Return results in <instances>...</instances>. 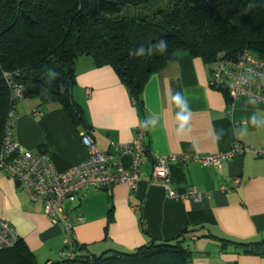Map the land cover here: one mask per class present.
Here are the masks:
<instances>
[{"label":"crops","instance_id":"obj_1","mask_svg":"<svg viewBox=\"0 0 264 264\" xmlns=\"http://www.w3.org/2000/svg\"><path fill=\"white\" fill-rule=\"evenodd\" d=\"M214 67L182 53L150 77L141 95L143 114L113 67H97L87 57L78 60L72 94L98 148L115 159L112 143L133 141L145 120L148 149L136 189L126 183L110 191L89 187L65 200L83 253L131 252L152 241L185 237L190 264H264V252H245L239 245L264 241V156L252 151L207 166L195 160L229 153L236 142L264 150V104L244 96L233 103L228 93L210 84ZM177 92L190 108L187 123L178 118L187 113L171 99ZM254 116L257 124L252 123ZM85 130L76 127L58 103L26 98L15 109L10 132L22 149L47 151L56 168L66 171L87 158L81 140ZM157 156L183 157L170 162L174 189L183 193L195 187L206 197H167L164 185L152 180ZM122 163L130 168L132 157L125 155ZM223 186L230 189L223 191ZM0 218L14 226L37 264L61 262L63 223L52 224L42 203L32 201L4 170Z\"/></svg>","mask_w":264,"mask_h":264},{"label":"trees","instance_id":"obj_2","mask_svg":"<svg viewBox=\"0 0 264 264\" xmlns=\"http://www.w3.org/2000/svg\"><path fill=\"white\" fill-rule=\"evenodd\" d=\"M143 1L0 0V155L9 112L26 98L58 103L76 127L89 129L72 94L81 57L97 67H113L143 114L141 95L150 77L182 53L211 66L220 51L226 56L250 51L264 59V0H181L155 21L119 17L127 5ZM161 40L167 42L165 51L158 48ZM5 72L21 87L23 99L12 97ZM18 236L13 248L0 251V264H37ZM184 243L185 237H179L100 255L83 253L77 245L76 257L62 262L190 264L191 251ZM239 245L245 252H264V241Z\"/></svg>","mask_w":264,"mask_h":264},{"label":"built area","instance_id":"obj_3","mask_svg":"<svg viewBox=\"0 0 264 264\" xmlns=\"http://www.w3.org/2000/svg\"><path fill=\"white\" fill-rule=\"evenodd\" d=\"M5 76L12 88V97L23 99L21 87L11 80L9 73H5ZM210 84L228 93L233 103L244 96L264 104V59L250 51L222 57L211 71ZM14 115L15 109L9 112L0 155V170H4L14 179L32 201L42 203L43 214L52 224L63 223L64 248L60 251L59 257L61 260H73L77 255L75 251L77 241L73 224L64 210L65 200L81 189L89 187L110 191L114 185L126 183L130 188L136 189L141 179V165L148 152L144 143L145 125L142 122L138 125L133 141L122 145L112 143L117 152L115 159L98 148L92 130L83 131L81 140L87 148V158L66 171H59L47 151L24 150L13 139L10 129ZM252 151L264 156V150L236 142L229 153L213 157H195V160L205 166L221 165L228 159ZM125 155L132 157L130 168L124 167L122 163ZM176 159L184 160L183 157L175 156L155 157L152 180L162 183L167 191V197L171 199L192 198L195 201H202L207 193L200 192L195 187L183 193L174 189L170 176V162ZM235 183L240 185L241 180L236 178ZM222 189L226 191L230 188L223 186ZM18 240L19 236L13 225L0 218V251L13 248Z\"/></svg>","mask_w":264,"mask_h":264},{"label":"rangeland","instance_id":"obj_4","mask_svg":"<svg viewBox=\"0 0 264 264\" xmlns=\"http://www.w3.org/2000/svg\"><path fill=\"white\" fill-rule=\"evenodd\" d=\"M181 4V0H144L138 4H130L128 8H125L123 14L119 17H137L138 19H144L146 21H155L161 16V13H168V11L178 7ZM126 6V7H127ZM138 15V16H137ZM140 16V17H139ZM157 20L156 22H158ZM217 60L226 56L224 51H220L217 54ZM213 66V65H212ZM7 73V72H5ZM58 264H66L59 261ZM76 264V263H70Z\"/></svg>","mask_w":264,"mask_h":264},{"label":"clouds","instance_id":"obj_5","mask_svg":"<svg viewBox=\"0 0 264 264\" xmlns=\"http://www.w3.org/2000/svg\"><path fill=\"white\" fill-rule=\"evenodd\" d=\"M158 48L160 51H165L167 49V42L161 40L158 44ZM172 101L177 105V107L182 109V112H186L187 115H178V118L183 122L187 123V121L190 119V108L187 103V100L182 96L181 93L177 92L171 97ZM252 123L257 124L256 117L254 116L252 118ZM147 124V122H146Z\"/></svg>","mask_w":264,"mask_h":264}]
</instances>
